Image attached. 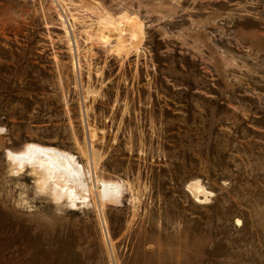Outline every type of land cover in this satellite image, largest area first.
I'll return each instance as SVG.
<instances>
[{
    "label": "rangeland",
    "instance_id": "rangeland-1",
    "mask_svg": "<svg viewBox=\"0 0 264 264\" xmlns=\"http://www.w3.org/2000/svg\"><path fill=\"white\" fill-rule=\"evenodd\" d=\"M0 264H264V0H0Z\"/></svg>",
    "mask_w": 264,
    "mask_h": 264
},
{
    "label": "bare ground",
    "instance_id": "bare-ground-1",
    "mask_svg": "<svg viewBox=\"0 0 264 264\" xmlns=\"http://www.w3.org/2000/svg\"><path fill=\"white\" fill-rule=\"evenodd\" d=\"M57 161H58V164H59V167L62 169V170H65L66 171V173H71V170L69 169V167L67 166V165H64V162H63V160L62 161H60V159L62 158V157H60L59 155L57 156ZM55 160H56V158H55ZM72 168V167H71ZM76 170V169H75ZM76 174V176H80L79 175V173H75Z\"/></svg>",
    "mask_w": 264,
    "mask_h": 264
}]
</instances>
